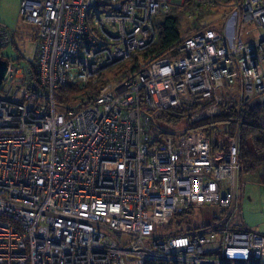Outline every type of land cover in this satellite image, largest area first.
<instances>
[{
	"label": "built area",
	"instance_id": "obj_1",
	"mask_svg": "<svg viewBox=\"0 0 264 264\" xmlns=\"http://www.w3.org/2000/svg\"><path fill=\"white\" fill-rule=\"evenodd\" d=\"M174 7L227 11L219 28L101 81L155 43V19ZM19 13L37 42L31 63L3 57L0 264H264V234L228 218L167 227L196 206L234 213L238 133L215 151L200 130L155 143L147 113L203 106L196 121L263 104L264 0H21ZM14 40L0 23V49ZM67 85L91 87L57 102Z\"/></svg>",
	"mask_w": 264,
	"mask_h": 264
},
{
	"label": "trees",
	"instance_id": "obj_2",
	"mask_svg": "<svg viewBox=\"0 0 264 264\" xmlns=\"http://www.w3.org/2000/svg\"><path fill=\"white\" fill-rule=\"evenodd\" d=\"M176 9H174L168 16H161L155 19L157 35L155 43L136 57L125 63H121L115 68V75L127 70L131 71L137 69L139 67V59H142L143 61L153 59L161 52L170 50L171 47L183 37L182 34L187 32V30L182 27L179 11L177 12ZM181 9H185V7H182ZM11 33L15 37L14 32L11 31ZM32 36L35 39V42H37V30ZM12 46L15 48V40L10 44V47ZM2 49L3 48L0 49V57H5L1 56ZM5 58L9 59L12 64L16 65L15 61L7 57ZM21 59H24L26 64L31 63L30 60H26L20 53L17 61ZM84 91L85 90L81 89L78 85L60 87L56 90V100L59 103H70L83 95ZM179 111V109L147 110L151 121V127H153V130L157 135V139L153 142L161 144L163 140H165V137L169 136L174 138L178 135L171 130H167L165 126L177 125L181 121L182 115H180L181 112ZM217 122L226 123L227 128L223 130V132H220L218 129H216L215 132H212V129L216 128L215 123ZM188 123L191 125L187 126V128L185 127L181 133L197 130L202 131L210 140L212 151H215L222 146L221 134H229V136L232 137L235 133H238V179L241 174L253 173L261 168L262 171L259 176V182L261 185H264V103L254 106L245 105L239 109H237L235 105H231L226 108H221L217 115L208 117L206 120L201 121L199 125H193L192 122L189 121ZM190 213L191 209L182 214L172 216L167 227L175 228V234L186 233L189 230L197 228L193 227L188 221H186V218ZM223 213L224 211L221 209V214ZM223 218L224 217H221L220 220ZM200 227H212V225L207 224Z\"/></svg>",
	"mask_w": 264,
	"mask_h": 264
},
{
	"label": "rangeland",
	"instance_id": "obj_3",
	"mask_svg": "<svg viewBox=\"0 0 264 264\" xmlns=\"http://www.w3.org/2000/svg\"><path fill=\"white\" fill-rule=\"evenodd\" d=\"M20 2L21 0H0V22L15 34V48L13 46L3 48L1 50V56L10 58L15 61L16 64L19 62V65H24L26 64L24 59L17 61V58L20 53L26 60L32 58L36 43L32 34L36 32L37 28L21 18L19 13ZM174 9H176V7H174ZM179 9L181 8L176 10L177 12L179 11L180 23L182 27L187 30L182 36H189L198 31L219 28V24L227 11L226 7H214L203 12L204 9L202 11L203 13L201 12L200 14L193 15L191 18H187L185 10ZM150 60L143 61L142 59H139V67H144ZM114 70V68L111 69V72L109 71L101 81L107 79V76H114L116 78V76H119L122 73L129 72V70H127L115 75ZM89 87L91 86H87V88ZM87 88H85V90ZM201 108L193 105H184L183 107L177 108L180 110L179 112H181L180 115H182L181 121L177 125L165 126L166 129L171 130L176 134H180L185 127L187 128V126L191 125L188 121L192 122L193 125H199L201 121L206 120L207 118L203 117L199 120L192 121L190 120V115L199 111ZM219 111L215 115H217ZM215 125L216 128L212 129V132H215L216 129L223 132V130L227 128V124L224 122H217ZM230 138L229 134H221L222 143H226L227 139ZM261 171V168H259L253 173L240 175L238 179L240 190L237 199L235 200L233 208L234 213L232 215H227L225 213L221 214V209L219 207L210 204L202 207H193L191 213L187 216L186 221H188L193 227H200L207 224L214 225L219 222L221 217H224L225 219H230L229 226L231 228L237 227L239 229H246L251 232L264 234V185H261L259 182ZM173 229L175 231V228Z\"/></svg>",
	"mask_w": 264,
	"mask_h": 264
},
{
	"label": "water",
	"instance_id": "obj_4",
	"mask_svg": "<svg viewBox=\"0 0 264 264\" xmlns=\"http://www.w3.org/2000/svg\"><path fill=\"white\" fill-rule=\"evenodd\" d=\"M7 71V60L3 57H0V84L5 76Z\"/></svg>",
	"mask_w": 264,
	"mask_h": 264
},
{
	"label": "crops",
	"instance_id": "obj_5",
	"mask_svg": "<svg viewBox=\"0 0 264 264\" xmlns=\"http://www.w3.org/2000/svg\"><path fill=\"white\" fill-rule=\"evenodd\" d=\"M239 190H240V187H239V189H238L237 195H238V193H239ZM234 228L239 229V228H237V227H234ZM240 230H246V229H240ZM247 231H248V230H247Z\"/></svg>",
	"mask_w": 264,
	"mask_h": 264
}]
</instances>
